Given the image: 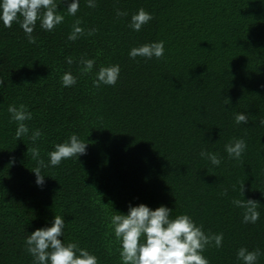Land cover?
<instances>
[{
  "label": "trees",
  "instance_id": "1",
  "mask_svg": "<svg viewBox=\"0 0 264 264\" xmlns=\"http://www.w3.org/2000/svg\"><path fill=\"white\" fill-rule=\"evenodd\" d=\"M61 14H64L62 7ZM143 8L152 19L139 32L128 16ZM79 20L92 35L68 41ZM30 44L17 23L0 26V264H32L24 237L53 214L65 220V241L88 249L98 264H120L108 218L111 207L126 213L128 204L165 205L187 213L207 233H223L220 248L208 247L209 264H237L238 247L264 252V2L262 0H84L51 32L37 23ZM164 42L160 59L134 60L131 47ZM94 60L81 75V57ZM72 57L71 65L65 63ZM118 64L115 85L94 88L100 66ZM64 72L76 84L62 87ZM24 104L32 113L33 145L14 137L16 122L8 105ZM246 125L234 123L236 113ZM76 134L88 142L78 160L42 168L37 187L30 150L47 162L52 146ZM243 138L239 159L224 145ZM218 155L219 166L199 156ZM255 199L260 218L241 223L243 210L231 204ZM104 203V204H102ZM259 264H264V256Z\"/></svg>",
  "mask_w": 264,
  "mask_h": 264
},
{
  "label": "clouds",
  "instance_id": "2",
  "mask_svg": "<svg viewBox=\"0 0 264 264\" xmlns=\"http://www.w3.org/2000/svg\"><path fill=\"white\" fill-rule=\"evenodd\" d=\"M88 8H95L97 0H84ZM264 2V0H262ZM58 5H65L64 14ZM80 0H0V26L10 28L17 23L23 31L27 41L35 43L32 35L37 23L39 28L51 32L57 25L63 23L65 14L76 16ZM117 17L128 16V27L139 32L146 25L152 15L143 8L137 9L129 15L126 11L116 9ZM95 28L85 30L77 19L71 25L67 35L68 41H76L83 35H92ZM130 59L137 57L146 60L160 59L164 55V42L153 41L139 46L131 47L127 53ZM81 65V75L93 70L94 60L81 56L77 61ZM65 63L71 65L72 57H66ZM120 73L118 64L100 66L94 73L91 84L94 88L101 85H115ZM76 77L71 72H64L60 77L62 87H71L76 84ZM9 120L16 122L14 137L20 140L22 136L35 145L41 138L40 129L29 130L25 121L32 119V113L24 104L18 106L8 105L6 108ZM248 115L244 112L236 113L234 123L237 125L248 123ZM264 124V119L260 121ZM88 142L82 141L76 134H70L66 141L54 144L47 152V162L41 156L37 147L30 150L31 159L35 161L30 170L34 177V184L40 187L44 184L42 168L55 167L62 160L75 159L85 155ZM246 148L243 138L230 140L224 145L227 157L239 159ZM199 156L207 159L212 166H219L221 159L218 155L202 149ZM262 192L264 188L260 185ZM241 199H232L231 204L243 210L241 223L255 224L260 213L259 204L255 199L243 198V183L239 186ZM104 204V203H102ZM108 226L111 235L117 243V254L120 264H209L208 258L203 254L208 247L220 248L223 233H207L201 225L195 223L187 213L173 214L171 209L163 204L150 208L144 203L128 204L126 213L114 210L111 207ZM65 220L61 214H53L51 220L44 226L33 229L24 237V246L32 259V264H98L97 257L88 249L79 246L76 241H65ZM264 256L259 248L249 251L241 246L236 249L235 260L237 264H259Z\"/></svg>",
  "mask_w": 264,
  "mask_h": 264
}]
</instances>
